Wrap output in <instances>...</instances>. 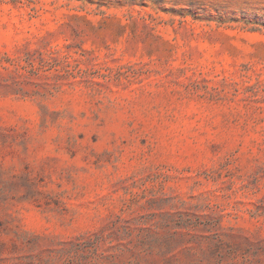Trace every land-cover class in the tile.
<instances>
[{
	"label": "rangeland",
	"instance_id": "rangeland-1",
	"mask_svg": "<svg viewBox=\"0 0 264 264\" xmlns=\"http://www.w3.org/2000/svg\"><path fill=\"white\" fill-rule=\"evenodd\" d=\"M0 264H264V0H0Z\"/></svg>",
	"mask_w": 264,
	"mask_h": 264
}]
</instances>
